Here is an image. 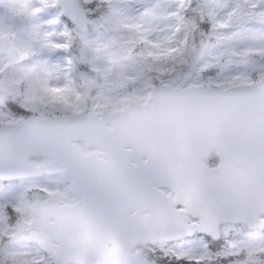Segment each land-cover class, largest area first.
<instances>
[{"label": "snow or ice", "instance_id": "1", "mask_svg": "<svg viewBox=\"0 0 264 264\" xmlns=\"http://www.w3.org/2000/svg\"><path fill=\"white\" fill-rule=\"evenodd\" d=\"M0 264H264V0H0Z\"/></svg>", "mask_w": 264, "mask_h": 264}]
</instances>
